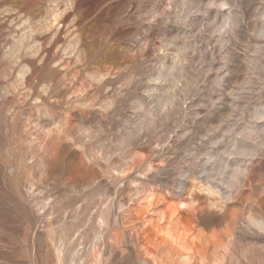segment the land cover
<instances>
[{"label":"rangeland","instance_id":"rangeland-1","mask_svg":"<svg viewBox=\"0 0 264 264\" xmlns=\"http://www.w3.org/2000/svg\"><path fill=\"white\" fill-rule=\"evenodd\" d=\"M0 264H264V0H0Z\"/></svg>","mask_w":264,"mask_h":264}]
</instances>
